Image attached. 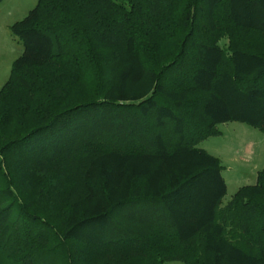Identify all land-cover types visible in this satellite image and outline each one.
<instances>
[{
    "label": "trees",
    "instance_id": "trees-1",
    "mask_svg": "<svg viewBox=\"0 0 264 264\" xmlns=\"http://www.w3.org/2000/svg\"><path fill=\"white\" fill-rule=\"evenodd\" d=\"M160 2L38 0L11 25L0 264H264V168L222 205L223 165L197 146L230 121L264 131V48L213 34L224 8L264 36V0Z\"/></svg>",
    "mask_w": 264,
    "mask_h": 264
},
{
    "label": "rangeland",
    "instance_id": "rangeland-1",
    "mask_svg": "<svg viewBox=\"0 0 264 264\" xmlns=\"http://www.w3.org/2000/svg\"><path fill=\"white\" fill-rule=\"evenodd\" d=\"M158 1L163 2V0ZM37 2L38 0H3L0 3V90L9 79L14 61L24 51L23 42L12 34L11 25L25 18L29 11L37 5ZM173 3L178 11L177 16H179L184 10L186 0H173ZM200 6L199 3L198 7ZM203 12L200 10L197 14L196 32L201 36H199L200 39H210L213 35ZM216 22L217 30L213 34L218 35L221 45L227 47L232 39H240L239 44L241 45L264 48V36L256 31L233 26L229 22L224 8L218 11ZM178 32L179 29H176L177 35L172 39H177V36L179 39L183 36L182 32ZM173 36L175 35L171 37ZM86 80L91 86L92 79L87 78ZM123 120L126 119L123 118ZM217 129L219 130L218 134L207 137L197 146L219 158L223 165L222 174L227 184V194L222 201V205H225L240 187L255 184L258 172L264 168V131L242 121L222 123L217 126ZM123 262L130 264L132 260ZM119 263L120 261H118ZM167 263L184 264L179 260Z\"/></svg>",
    "mask_w": 264,
    "mask_h": 264
}]
</instances>
